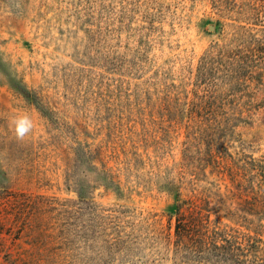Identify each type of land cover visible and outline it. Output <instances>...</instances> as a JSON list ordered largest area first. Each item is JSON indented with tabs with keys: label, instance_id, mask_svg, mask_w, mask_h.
<instances>
[{
	"label": "rangeland",
	"instance_id": "374dc122",
	"mask_svg": "<svg viewBox=\"0 0 264 264\" xmlns=\"http://www.w3.org/2000/svg\"><path fill=\"white\" fill-rule=\"evenodd\" d=\"M0 264H264V0H0Z\"/></svg>",
	"mask_w": 264,
	"mask_h": 264
},
{
	"label": "trees",
	"instance_id": "16d2710c",
	"mask_svg": "<svg viewBox=\"0 0 264 264\" xmlns=\"http://www.w3.org/2000/svg\"><path fill=\"white\" fill-rule=\"evenodd\" d=\"M177 221V235L188 237L190 239V244L193 247L192 250L194 252H202L203 245L206 246L207 242L202 240L204 236L202 230L199 227V223L195 222V220L186 222L182 218H179ZM213 246L215 248L218 247L215 243Z\"/></svg>",
	"mask_w": 264,
	"mask_h": 264
},
{
	"label": "clouds",
	"instance_id": "9594fccd",
	"mask_svg": "<svg viewBox=\"0 0 264 264\" xmlns=\"http://www.w3.org/2000/svg\"><path fill=\"white\" fill-rule=\"evenodd\" d=\"M33 128V123L28 117L20 118L16 121V135L17 138L22 139Z\"/></svg>",
	"mask_w": 264,
	"mask_h": 264
}]
</instances>
